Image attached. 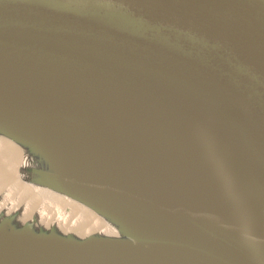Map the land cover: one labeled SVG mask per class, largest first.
I'll use <instances>...</instances> for the list:
<instances>
[{
	"label": "water",
	"instance_id": "95a60500",
	"mask_svg": "<svg viewBox=\"0 0 264 264\" xmlns=\"http://www.w3.org/2000/svg\"><path fill=\"white\" fill-rule=\"evenodd\" d=\"M0 135L105 222L16 195L0 264H264V0H0Z\"/></svg>",
	"mask_w": 264,
	"mask_h": 264
},
{
	"label": "bare ground",
	"instance_id": "6f19581e",
	"mask_svg": "<svg viewBox=\"0 0 264 264\" xmlns=\"http://www.w3.org/2000/svg\"><path fill=\"white\" fill-rule=\"evenodd\" d=\"M35 165H39V163L32 157L25 159L23 148L20 145L0 135V191L4 188L11 189L15 196L17 195L20 199L29 201L31 206L40 203L60 205L61 207L68 206L71 215L79 218L78 222L72 226V231L76 232L75 234H83L84 231L88 230L86 226L89 228H105V222L102 221V218L82 204L45 188L23 182L19 171L27 166L32 167ZM35 168L43 169L44 164H40ZM175 202L178 203L180 200L175 199Z\"/></svg>",
	"mask_w": 264,
	"mask_h": 264
},
{
	"label": "rangeland",
	"instance_id": "374dc122",
	"mask_svg": "<svg viewBox=\"0 0 264 264\" xmlns=\"http://www.w3.org/2000/svg\"><path fill=\"white\" fill-rule=\"evenodd\" d=\"M0 193H1L0 209H6L8 211L14 210L13 207H15L17 205L16 203L19 201V198L16 197L15 194L12 193L11 189H8V188L1 189ZM51 210H53L54 212H56V209L53 206L51 207ZM60 210L61 211H65V212H69L70 211V209H69L68 206H65L63 208L61 207Z\"/></svg>",
	"mask_w": 264,
	"mask_h": 264
}]
</instances>
